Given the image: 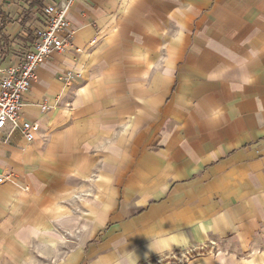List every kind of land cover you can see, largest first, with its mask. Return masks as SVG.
Instances as JSON below:
<instances>
[{
  "label": "crops",
  "instance_id": "1",
  "mask_svg": "<svg viewBox=\"0 0 264 264\" xmlns=\"http://www.w3.org/2000/svg\"><path fill=\"white\" fill-rule=\"evenodd\" d=\"M67 18L73 47L24 97L41 131L1 135L0 264H264V0H89ZM86 192L91 223H70ZM164 231L188 245L151 251ZM221 240L235 250L211 255Z\"/></svg>",
  "mask_w": 264,
  "mask_h": 264
},
{
  "label": "built area",
  "instance_id": "2",
  "mask_svg": "<svg viewBox=\"0 0 264 264\" xmlns=\"http://www.w3.org/2000/svg\"><path fill=\"white\" fill-rule=\"evenodd\" d=\"M79 1L64 0L45 4L41 0H0V140L8 128V137L20 131L32 143L41 127L23 117L25 95L37 78V70L53 53L73 47L78 28L67 18ZM78 72L60 76L65 84L80 78ZM47 111L51 107L43 105ZM12 173L0 171V184L11 180Z\"/></svg>",
  "mask_w": 264,
  "mask_h": 264
},
{
  "label": "rangeland",
  "instance_id": "3",
  "mask_svg": "<svg viewBox=\"0 0 264 264\" xmlns=\"http://www.w3.org/2000/svg\"><path fill=\"white\" fill-rule=\"evenodd\" d=\"M94 195H95V193H93V192H86L83 195V198L81 197L78 200L80 203L81 202L84 203L83 208L80 207V206L77 207V205H76L75 202L69 204V206L71 208L70 210L72 211V214H75L76 212H78L79 214L83 215V216H81L78 219H77V217L71 216L70 219H69L70 223L71 222H76V220H78V222L84 223L85 225L91 223V221H90V219L88 217V207H87V205H88V203L91 202V199L94 197ZM66 234H67V236L69 238L68 240H71L72 238H75L76 237V233L75 232L64 233V236L67 238ZM105 236H106V232H101V234H99L97 236L96 243L100 244L101 246L104 245L103 241H104V238H106ZM211 246L212 247L209 250L210 251V254L211 255H215V256L219 255L220 253H222L223 251H226V250L227 251L228 250H235V249H233V247L227 248V242L225 240H221V241H218V242H214V243L211 244ZM75 249H76L75 247H72V248L69 249V252L72 253ZM59 250H60V248H54V251L55 252H58ZM102 252L107 253L108 252V249L106 248V250L105 251H102ZM198 254L200 255V254H203V253L196 252L192 256H195V255H198ZM189 257H191V255H189ZM90 260H91V258H89V261L88 262H90ZM177 261L178 262L180 261V263H183V260H181L180 258Z\"/></svg>",
  "mask_w": 264,
  "mask_h": 264
},
{
  "label": "clouds",
  "instance_id": "4",
  "mask_svg": "<svg viewBox=\"0 0 264 264\" xmlns=\"http://www.w3.org/2000/svg\"><path fill=\"white\" fill-rule=\"evenodd\" d=\"M243 84H241V87ZM150 239L149 248L151 251L157 253H164L165 251H170L172 246L186 247L188 245V239L183 234H169V232L156 233ZM118 264H136V256L134 252H124L122 253L121 259Z\"/></svg>",
  "mask_w": 264,
  "mask_h": 264
},
{
  "label": "bare ground",
  "instance_id": "5",
  "mask_svg": "<svg viewBox=\"0 0 264 264\" xmlns=\"http://www.w3.org/2000/svg\"><path fill=\"white\" fill-rule=\"evenodd\" d=\"M180 262V261H179Z\"/></svg>",
  "mask_w": 264,
  "mask_h": 264
}]
</instances>
